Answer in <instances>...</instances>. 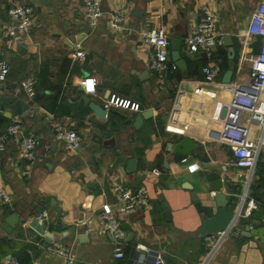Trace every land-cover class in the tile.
Masks as SVG:
<instances>
[{"label":"crops","instance_id":"obj_1","mask_svg":"<svg viewBox=\"0 0 264 264\" xmlns=\"http://www.w3.org/2000/svg\"><path fill=\"white\" fill-rule=\"evenodd\" d=\"M258 4L259 0H101L104 18L89 32L80 0H0V57L4 55L11 64L19 49L23 47L26 52L18 70L11 69L6 81L0 83V124L8 126L13 118L25 114L22 135H32L45 144L37 149L30 165L16 156L21 136L7 138L0 161V188L10 196L11 205L0 202V260L16 256L23 247L28 249L20 236L36 233L31 228L23 231L19 222L8 235L1 228L5 219L16 213L21 222L30 224L44 202L48 204V216L41 226L46 232L60 235L59 243L75 256L73 264H131L143 256L138 250L141 247L161 250L164 264H264V244L237 229V225L251 229L264 225L260 226L258 216L262 212L253 201L264 191V144L250 172L235 168L229 146L221 139L222 126L211 119L216 103L230 102L228 89L248 82V67L240 56L246 51L244 46L254 40L255 36L245 35V29ZM12 5L33 8L35 25L28 37L5 35L7 12ZM200 6L215 15L221 39L211 59L189 56L184 49V39L197 22ZM114 12L123 14L126 31L107 29L104 19ZM151 28H162L169 43L174 37L182 38L179 57L185 64V77L177 68H167L161 74L149 69V49L140 34ZM224 36L230 37L233 50L234 71L228 84L221 81L228 57ZM77 41L85 57L71 63L68 53ZM210 63L217 66L218 73L212 82L205 83L202 69ZM29 78L35 79L31 100L19 91L21 82ZM84 78L95 80L92 93H85L80 86ZM197 87L214 97L194 94ZM82 98L101 107L112 98L127 101L136 104L137 110L111 105L105 110L104 121H100ZM148 109H152L151 117L134 130V117ZM50 120L76 132V151H64ZM169 120L177 128L185 127L182 135L164 131ZM92 135L112 143L91 144ZM256 135L250 127L249 138ZM181 137L188 138L195 147L186 163L176 164L167 146ZM40 153L44 154L42 159L38 158ZM129 159L134 160L135 171L125 175L123 169ZM190 166L195 169L190 171ZM207 167L221 169L220 193L229 201L230 211L235 212L241 204V214L248 201L255 205L248 218H236L213 250L204 241L205 236L198 233L202 216L210 218L216 210L213 193L203 180ZM114 174L132 192L143 189L150 205L148 211L118 215L125 234L121 260L112 258L109 237L96 233L100 207L114 203L109 190ZM191 193L201 212L190 201ZM158 196L167 206L169 221L165 220ZM164 254L171 260H166ZM29 257V264H65L40 251Z\"/></svg>","mask_w":264,"mask_h":264},{"label":"built area","instance_id":"obj_2","mask_svg":"<svg viewBox=\"0 0 264 264\" xmlns=\"http://www.w3.org/2000/svg\"><path fill=\"white\" fill-rule=\"evenodd\" d=\"M101 0H80V7L84 24L89 32L93 31L104 18L101 11ZM199 14L196 24L191 28L184 39V49L189 56H203L211 59V56L217 46L221 44L216 30L215 15L206 7H199ZM33 8L28 5H12L7 12L8 24L5 29V35L9 38L28 37L34 28ZM105 24L108 30L121 33L126 31L124 26L125 18L119 12L109 13L105 17ZM245 35L248 37L259 36L260 46L257 55H251L250 45H245V52L241 53L240 60L246 62L248 67V82L242 85H236L229 88L231 100L228 104L222 105L216 103L213 108L211 119L222 126L221 139L228 144L232 155V165L235 168L248 170L253 169L256 157L264 144V0H259L257 7L251 12ZM140 39L149 49L148 67L157 74H161L169 68L171 71L176 67L169 61V38L162 28H151L140 34ZM242 47V45H241ZM84 52L81 49V43L75 42L68 53V59L71 63L81 62L84 59ZM11 71V64L4 55L0 57V83L6 81ZM218 68L210 63L202 69L203 82L210 83L216 77ZM35 79L29 78L20 84L19 91L26 94L28 100L34 95ZM80 86L85 93H92L95 80L84 78L80 81ZM194 94H203L207 97H214L210 92H203L199 87L193 90ZM117 106L131 111L137 110L136 104H129L127 101H118L110 99L104 104V110L108 106ZM178 104L174 103V109ZM1 113V110H0ZM173 116L171 113L170 118ZM25 114L13 118L3 133L0 126V161L6 150L7 138L21 136L17 151V159L27 164H32L36 159L39 140L32 135H22V125ZM50 126L55 137L63 144L66 153L71 154L79 147V138L75 131L67 126L59 124L55 120H50ZM252 127L256 131L255 138H249L248 129ZM184 128L175 127L171 120L164 126V131L169 134L182 135ZM1 163V162H0ZM195 169L190 166L189 170ZM153 175H158L157 171L152 170ZM109 190L114 197L113 206L103 204L97 215V235L108 236L112 245V258L121 260L123 258V239L124 231L121 227L118 215L132 216L138 212L148 211L150 205L143 189L139 188L131 191L123 188L120 176L114 174L109 180ZM0 202L3 205L10 206V196L0 188ZM254 203L248 201L244 210L238 212L237 217L246 219L250 210L254 209ZM48 216L47 208H44L34 220L40 225L46 221ZM83 225V223H81ZM23 231L30 229L28 222H20ZM251 229L248 226V230ZM226 233H218L205 236L204 241L209 244L210 250H213L220 243L221 238ZM213 240V242L211 241ZM21 240L29 246L25 250L28 256L34 251H40L48 255L58 257L65 264H73L75 256L71 249L65 245L56 242H48L37 233H23ZM212 242V243H211ZM143 256L134 260L131 264H164L163 253L151 247H141L138 249ZM0 264H20L16 257L8 256L0 260ZM201 264H206L203 261Z\"/></svg>","mask_w":264,"mask_h":264},{"label":"water","instance_id":"obj_3","mask_svg":"<svg viewBox=\"0 0 264 264\" xmlns=\"http://www.w3.org/2000/svg\"><path fill=\"white\" fill-rule=\"evenodd\" d=\"M136 16V15H135ZM260 37L255 36L251 47V55H257L259 46H260ZM223 46L228 48V57H227V70L223 74L222 83L228 84L230 77L234 71L233 65V50L231 48V41L229 36L223 37ZM182 38L174 37L170 41L168 57L169 61L173 63V65L182 72V76L185 77L184 70L185 64L184 61L179 57V47L181 45ZM25 49L22 47L19 49L18 53L15 54L12 58L11 69L13 71L18 70L20 64L24 61L23 57L26 55ZM81 91V90H79ZM82 101L85 105H87L88 109L93 113V115L100 121H104L106 116V111L103 107L96 105L94 103L88 102V99L82 98ZM152 115V109H148L139 113L134 117L132 128L134 130L138 129L141 122L147 118H150ZM2 132L4 133L7 129V125H2ZM39 140V139H38ZM91 144H102L109 145L112 143V140L109 142H102L101 138L97 135H92L90 138ZM45 147L44 142L39 140L38 148L43 149ZM195 145L186 137H181V139L177 140L174 144L171 143L167 146V150L170 151L173 155V162L176 164L186 163L188 161V155L191 151H193ZM44 157L43 153L38 155L39 159ZM48 166V165H47ZM135 171L134 168V160L129 159L125 163V167L123 169V173L125 175H131ZM207 171L205 177L203 178L204 182L207 184V190L213 193L212 200L215 207V212L210 218H204L202 216L200 225L198 227V233L200 236H210L218 233H227L232 228L237 214L240 211L241 204L238 206L235 212L230 211L228 206V200L225 196L220 193V189L222 187V182L220 179L221 169L216 167H207L205 169ZM158 199L161 202L162 210L164 211V217L166 221H169V214L166 204L162 201V197L158 196ZM190 201L193 203L194 208L197 212H201V207L197 203L196 197L193 193L190 194ZM21 222L20 217L16 213H12L8 216L4 223L2 224V230L10 235L12 230L16 227V225ZM30 228L34 230L39 236H42L48 242H56L59 241L60 235L49 233L43 230L42 226L36 221L32 220L29 224ZM237 229L247 233L249 236L256 237L258 240L264 244V225L262 228L258 229H249L246 225H237ZM166 260H171V257L168 254H164Z\"/></svg>","mask_w":264,"mask_h":264},{"label":"trees","instance_id":"obj_4","mask_svg":"<svg viewBox=\"0 0 264 264\" xmlns=\"http://www.w3.org/2000/svg\"><path fill=\"white\" fill-rule=\"evenodd\" d=\"M1 126V124H0ZM253 201L257 204L259 210H261L262 215L259 217L258 216V220L260 221V226H262L264 224V191L263 193L257 197V198H253ZM48 204L42 202L41 203V207L40 210L37 212V215L44 209L47 208ZM36 215V216H37ZM22 236H20L21 238ZM16 257L19 260L20 264H29L30 261V257L26 254L24 247L21 248L17 253H16Z\"/></svg>","mask_w":264,"mask_h":264},{"label":"rangeland","instance_id":"obj_5","mask_svg":"<svg viewBox=\"0 0 264 264\" xmlns=\"http://www.w3.org/2000/svg\"><path fill=\"white\" fill-rule=\"evenodd\" d=\"M123 188H125V187H123ZM158 251H159L160 253H163V252H162L161 250H159V249H158Z\"/></svg>","mask_w":264,"mask_h":264}]
</instances>
